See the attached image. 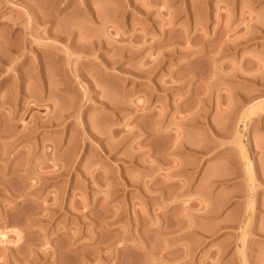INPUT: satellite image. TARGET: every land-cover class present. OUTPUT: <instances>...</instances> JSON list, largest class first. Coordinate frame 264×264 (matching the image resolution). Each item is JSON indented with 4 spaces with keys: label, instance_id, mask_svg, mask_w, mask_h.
<instances>
[{
    "label": "rangeland",
    "instance_id": "obj_1",
    "mask_svg": "<svg viewBox=\"0 0 264 264\" xmlns=\"http://www.w3.org/2000/svg\"><path fill=\"white\" fill-rule=\"evenodd\" d=\"M0 264H264V0H0Z\"/></svg>",
    "mask_w": 264,
    "mask_h": 264
},
{
    "label": "bare ground",
    "instance_id": "obj_2",
    "mask_svg": "<svg viewBox=\"0 0 264 264\" xmlns=\"http://www.w3.org/2000/svg\"><path fill=\"white\" fill-rule=\"evenodd\" d=\"M51 31H52V30H51ZM54 31H55V30H54ZM56 31H57V30H56ZM57 33H58V32H56V34H57ZM61 33H62V32H61ZM54 34H55V33H54ZM59 34H60V33H59ZM64 37H65V36H64ZM76 46H77V45H76ZM98 46H99V45H98ZM98 46H97V47H98ZM73 48H74V47H73ZM75 48H76V47H75ZM75 48H74V49H75ZM78 48H79V46H78ZM100 48H101V46H100ZM68 49H69V48H67V50H68ZM76 49H77V48H76ZM96 49H97V48H96ZM104 66H106L105 63H104ZM252 179H253V178H252Z\"/></svg>",
    "mask_w": 264,
    "mask_h": 264
}]
</instances>
